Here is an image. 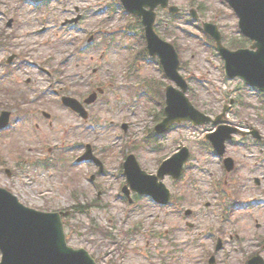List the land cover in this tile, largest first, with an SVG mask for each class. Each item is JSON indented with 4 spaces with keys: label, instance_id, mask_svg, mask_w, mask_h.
<instances>
[{
    "label": "rangeland",
    "instance_id": "rangeland-1",
    "mask_svg": "<svg viewBox=\"0 0 264 264\" xmlns=\"http://www.w3.org/2000/svg\"><path fill=\"white\" fill-rule=\"evenodd\" d=\"M116 1L51 0L37 7L32 0H0V31L11 36L8 46L0 47V73L7 70L5 58L16 54L13 72L0 80V101H17L33 111L20 121L13 112L14 126L0 134V185L17 191L34 208H70V244L93 251L101 264H209L211 249L216 264H245L255 250L264 255V149L249 141L233 142L228 152L238 168L226 173L212 148L201 142L212 126L185 122L156 141L151 128L165 102L153 92L149 97L145 88L152 90L153 82L164 88L170 80L159 61L144 58V52L133 59L139 53L134 48H143V25L134 15L124 14ZM170 3L182 12L159 7L157 30L181 46L189 95L214 115L226 97L248 102L246 108L238 102L226 116L228 123L264 131V97L238 80H225L218 53L202 44L201 27L189 16L191 9L200 7L199 18L218 22L228 43L240 37L231 9L224 0ZM69 18H77V24L63 27L60 22ZM129 24L134 30L130 35L123 31ZM98 88L104 92L87 105L88 119L59 100L62 94L83 100ZM87 143L104 158L105 172L99 174L91 160L75 162ZM179 145L193 152L180 181L165 178L179 201L163 207L140 197L129 206L121 192L124 156L136 153L144 169L156 172ZM93 173L98 174L91 179ZM216 182L221 195L214 192ZM235 186L244 203L225 210L220 197L224 203L233 199ZM77 208L80 212L74 213ZM188 208L193 210L190 216L184 213ZM187 221L193 227H187ZM94 223L114 230L116 241L102 234L90 236L88 228ZM136 225L139 230H134ZM218 238L223 240L220 251ZM147 247L155 253L149 252V258L143 255Z\"/></svg>",
    "mask_w": 264,
    "mask_h": 264
},
{
    "label": "water",
    "instance_id": "water-1",
    "mask_svg": "<svg viewBox=\"0 0 264 264\" xmlns=\"http://www.w3.org/2000/svg\"><path fill=\"white\" fill-rule=\"evenodd\" d=\"M141 5L147 4L154 7L160 0H129ZM254 11L257 15H244L241 21L242 28L251 36L258 39V46L264 44V0H255ZM152 14V12H150ZM146 23L150 37V50L153 54L160 52L170 56L174 60L176 54L168 43L163 42L152 32V24L155 15H147ZM223 52L232 55L230 66L232 71H239L248 74L254 79L264 82V56H256L257 53L240 50L230 52L222 48ZM254 53V54H253ZM256 54V55H255ZM167 70L171 67L167 65ZM173 70V68H172ZM186 87V85L184 86ZM167 118L158 125L159 130H165L178 117H186L196 122H204L209 118L196 110L183 92L173 88L168 91V106L166 108ZM218 137V136H216ZM217 142L218 140L215 139ZM183 156H175L166 162L163 167L170 166L179 174ZM130 180L134 185L140 184L144 189H149L155 183L149 181L144 173L140 172L138 163L133 155L128 162ZM162 167V168H163ZM154 182V181H153ZM163 186V185H162ZM164 187V186H163ZM63 228L58 214H44L35 212L21 205L17 198L0 188V247L3 249V262L0 264H62L67 257L68 250L63 242ZM82 264H93L86 252H76ZM90 260V261H89ZM54 261H56L54 263Z\"/></svg>",
    "mask_w": 264,
    "mask_h": 264
}]
</instances>
